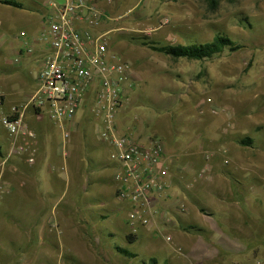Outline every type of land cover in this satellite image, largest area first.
Segmentation results:
<instances>
[{"label":"rangeland","instance_id":"374dc122","mask_svg":"<svg viewBox=\"0 0 264 264\" xmlns=\"http://www.w3.org/2000/svg\"><path fill=\"white\" fill-rule=\"evenodd\" d=\"M17 1L28 4V0ZM104 2L109 48L132 67L137 83L122 106L125 111L118 116L120 131L138 141L147 137L160 140L175 168L174 175L189 173L186 180L168 189L170 198L162 195L159 201L166 203L157 205L156 210H166L170 221L177 215L192 217V213L216 216L224 223L220 224L221 232L231 238V232L241 237L237 238L240 250L236 255L221 253L207 264H264V0L223 2L215 13L206 12L198 0ZM36 17L0 4V176L11 189L19 183H35L36 157L29 164L26 156L10 153L22 141L8 134L1 119L11 107L21 111L36 89L39 57L34 53L26 56L20 41L13 39L21 31L26 39L38 36L42 24ZM216 34L229 37L239 48L208 60L176 62L150 49L152 43L202 44ZM18 53L21 59L15 62ZM153 101L160 102L161 108L151 104ZM28 109L31 114L32 108ZM144 114L149 121L144 119L143 134L136 137V123ZM43 115L45 121L55 123L45 112ZM88 125L83 123L88 143L93 146L96 136L93 125ZM54 135L59 138L62 133ZM245 137L252 139L250 147L238 143ZM107 150L104 146L100 149L105 155ZM77 162L83 163L79 159L75 167ZM61 177L63 184L65 176ZM44 180L39 188L46 185ZM72 180L74 189L64 194L62 184L55 181L49 196L56 203V224L35 223L38 203L31 198L21 203L16 216L0 206L1 220L10 224L0 222V264H15L17 260L18 264H196L184 256L186 248L178 250L174 239L165 240L170 234L165 233L166 221L156 217L149 229L139 226L131 231L130 203L122 202L118 209L105 192L100 199L88 194L85 199L84 193L75 190L82 185L80 174L74 172ZM61 194H66L63 200L59 199ZM74 201L79 207L73 206ZM181 205L186 208L184 212H178ZM155 226L156 234L150 230ZM179 229L177 224L171 235L176 236ZM127 235L135 236L132 243ZM227 236L219 243H231ZM241 244H250L254 250H244ZM116 247L128 250L133 258L117 252Z\"/></svg>","mask_w":264,"mask_h":264},{"label":"built area","instance_id":"2783aa9c","mask_svg":"<svg viewBox=\"0 0 264 264\" xmlns=\"http://www.w3.org/2000/svg\"><path fill=\"white\" fill-rule=\"evenodd\" d=\"M45 7L37 36L43 42L45 54L38 64L36 89L21 111L11 107L1 119L8 134L22 141L10 153L26 156L29 164L34 162L29 147L35 144V135L22 121L27 107L45 112L51 120L70 127L83 111L92 122L96 140L108 148L117 198L133 206L128 212L130 230L135 232L139 226L149 229L156 217L169 222L166 210H156V203L171 189L162 144L152 137L138 141L120 131L122 123L118 116L136 88V79L132 67L109 48L105 10L99 0H47ZM13 39L20 41L26 56L33 54L24 31ZM19 59L20 53L13 60ZM63 136L70 140V131H64ZM10 192L9 183L0 176V200ZM180 207L178 212L186 210L183 205Z\"/></svg>","mask_w":264,"mask_h":264},{"label":"crops","instance_id":"0c3cea01","mask_svg":"<svg viewBox=\"0 0 264 264\" xmlns=\"http://www.w3.org/2000/svg\"><path fill=\"white\" fill-rule=\"evenodd\" d=\"M31 1H35V3L39 4L37 7L38 11L31 12V14H35L38 16V18L36 17L35 20H37V22H39V24L41 25L42 16L46 12L45 4L47 0H28V4L25 5H30L32 3ZM99 3L101 7L105 6L104 0H99ZM105 12H107V10H105ZM30 19L32 20L33 17H30ZM28 40L33 49V53L37 54V57H39L36 62V64L38 65L42 56L45 54V47L43 45V42L40 41V39L37 38L36 35L35 36L32 35L31 37L28 38ZM135 84L137 85L136 82ZM151 104L155 105L158 109L161 108L160 105L161 103L158 101H153ZM134 107L137 106L134 105ZM28 108L29 107H27L23 111L22 121L24 125L27 127V129L32 131L35 135V140H34L35 144L30 145L29 142L30 145L29 152L32 151L33 154L32 156L36 157L35 160L37 163L36 165H34L33 168V178L35 179V183L24 182L22 184L19 183L13 186L10 195L2 199V201L0 202V206L4 208L6 211H10L11 214L16 216L20 214L21 203L24 200H27V198L28 199L31 198L34 200V202L36 201L38 203L37 206L38 213L36 214L35 217V223L56 224V220L58 221V215L56 211L57 209L55 207L56 203L53 204L54 202L49 200V196L53 192L52 190H54L55 181H59L57 184H62L60 183L61 180H63L61 176H65L64 177L65 181H62L63 182L62 193L64 194V192L69 191V188H73L74 183L72 177L74 172H77L78 174H80V177L82 178V185L81 186L78 185L75 188L76 191L79 189L78 191H80L81 194L84 193V195H82L84 196V198L87 197L88 194L92 196L95 195L96 199H100L102 196L101 193L105 192L112 200L114 207L116 206L119 209V205L122 204V201H120L116 196L117 186L113 181V177H112L113 175L112 163L108 160L107 155L101 153L100 149L101 147H103V145L100 142L96 140V142L93 143V146L91 145L90 142L88 143L89 141L88 130L84 128L83 123L87 124L89 128L90 126L88 124L92 125V122L87 117L86 113H84L83 111L78 113V115L75 118L74 124L71 127L72 130L70 131L69 128L67 127L69 125L60 124L55 121H54L55 123L45 121V117L42 111H37L31 107L32 112L30 111L31 114H29ZM125 109L126 107L124 108L123 111H125ZM137 109L139 108L137 107ZM144 119L146 122L149 121L148 114L147 115L144 114L140 116V119L137 121L136 125L138 129L136 131V137H140V134H143L142 131L144 128L143 127ZM141 120L143 121L141 122ZM67 130L70 131V140L68 141H66L63 136L64 131ZM57 132L62 133V135L59 138L54 137L55 136L54 134ZM144 140H146V138H144ZM86 143H88V147H85L84 149L83 146L84 144L86 145ZM79 159L82 160L83 163L80 164L77 162L79 165L75 167L74 163H76L77 160L79 161ZM167 166H168V171L169 170L171 171L170 173L168 172L169 173L168 183L172 186V188L174 187V185H176V183H179L183 179L184 180L187 179L188 176L186 174L189 173L183 174L181 176L174 175L175 168L172 167L173 165L171 161H169V159L167 162ZM184 166L187 168L188 166L190 167L191 165L189 164ZM44 177H48L50 182L49 181H48L49 183L46 182V180H44L45 179ZM42 180H44L43 182H46L47 186L44 185V187L41 186L39 188V183ZM63 194H61V196L59 197L60 200H63V198L66 195L65 194L63 196ZM164 195L165 196L163 197L168 199L170 198L172 193L168 192ZM76 200L79 201V198H76ZM88 201H91V199H88ZM15 202H20V203L18 205H15ZM108 203L111 204V202ZM165 203L166 200L162 199L159 201V203L158 202L156 203V206ZM91 205H92L91 202H87V206L91 207ZM73 206L75 208L79 207L77 206L75 201L73 202ZM11 208L13 210H11ZM41 209L48 210L50 214L46 215V210H44L45 212L44 211L39 212V210ZM14 210H16V212H14ZM111 211L114 214L116 213V211H114L113 209ZM112 212H108V214ZM192 214H193L192 217H185L182 215H179L180 216L179 217L177 215V217H173L172 218L173 220H171L169 223L167 222L168 229L167 231L165 230V233H170V234L164 236V238L169 237L170 241L174 239L173 245L178 250L182 248L183 249L186 248L188 251L184 256L187 257L188 260H192V262L196 264H207V261L212 260L214 256L220 255L221 253L222 255H230L232 253L233 256L236 255V252L240 250L238 247L239 246L238 240L241 237L239 235H236L235 233L231 232L232 233L231 234L232 238H231L225 235V233L221 232L220 224H224V223L223 221H221L220 218L216 216L205 217L196 213H192ZM2 218L3 217H0V222L6 223L7 225L10 226L9 222L7 220L2 221L1 220ZM62 219H60V223L63 221ZM10 221L18 222L17 219H10ZM177 224L180 225L181 229H179L180 231L176 233V236H172L171 231L174 232L176 230ZM190 227H194L193 229L199 231L195 232L194 230H191ZM156 229H158L157 226H155L150 230L152 233L156 234L157 233ZM224 231L225 232L227 231L225 227H224ZM200 235L204 236L202 239H205V242H202V239H200L201 237H199ZM223 236L229 237L231 239L230 240L231 243L230 242L219 243V240L224 239ZM238 237L239 239H237ZM242 246L244 250H248V251L254 250V247H251L250 244H246V246L244 244ZM18 252H20V250ZM15 264H18V260L16 261Z\"/></svg>","mask_w":264,"mask_h":264},{"label":"trees","instance_id":"16d2710c","mask_svg":"<svg viewBox=\"0 0 264 264\" xmlns=\"http://www.w3.org/2000/svg\"><path fill=\"white\" fill-rule=\"evenodd\" d=\"M205 11L208 13H215L220 8L223 2L232 3L233 0H198ZM30 5H25L17 0H0V4L9 6L19 10H27L29 12H37L38 3L31 1ZM150 49L158 52L166 57H168L173 62L178 61L179 59H185L189 61H203L212 59L225 50L234 51L239 48V46L231 40L229 37L221 34H216L213 36L212 40L202 44H166V45H154L152 43ZM242 146L250 147L253 144V141L249 137H245L238 142ZM190 227L191 230L199 231ZM134 235H127L126 239L128 242L132 243L134 240ZM117 252L123 254L128 258H133V254L128 250L116 247Z\"/></svg>","mask_w":264,"mask_h":264},{"label":"water","instance_id":"95a60500","mask_svg":"<svg viewBox=\"0 0 264 264\" xmlns=\"http://www.w3.org/2000/svg\"><path fill=\"white\" fill-rule=\"evenodd\" d=\"M62 0H59V2H61Z\"/></svg>","mask_w":264,"mask_h":264}]
</instances>
